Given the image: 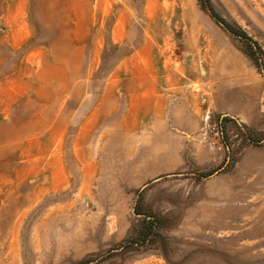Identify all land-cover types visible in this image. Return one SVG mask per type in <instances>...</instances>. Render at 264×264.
Masks as SVG:
<instances>
[{"label":"rangeland","instance_id":"rangeland-1","mask_svg":"<svg viewBox=\"0 0 264 264\" xmlns=\"http://www.w3.org/2000/svg\"><path fill=\"white\" fill-rule=\"evenodd\" d=\"M210 2L264 51V0ZM243 50L198 0H0V264H264Z\"/></svg>","mask_w":264,"mask_h":264},{"label":"trees","instance_id":"trees-1","mask_svg":"<svg viewBox=\"0 0 264 264\" xmlns=\"http://www.w3.org/2000/svg\"><path fill=\"white\" fill-rule=\"evenodd\" d=\"M201 8L207 12V14L211 17V19L222 29L227 31L233 37L237 38L243 44V52L245 55L256 65L260 67L262 60L264 59V51L260 47V45L255 42L252 38H250L243 30L235 25H231L227 23L223 18H221L213 9L210 0H198ZM228 121V120H226ZM225 146L229 149V145L225 142ZM137 215L143 217V227L137 231L134 235L133 241L131 244L142 243L143 245L147 244L151 241V238L158 235V229L155 226L154 222H151L149 215L136 212Z\"/></svg>","mask_w":264,"mask_h":264}]
</instances>
